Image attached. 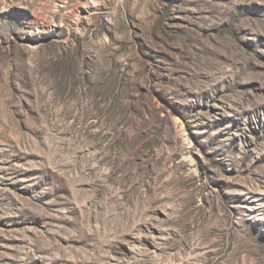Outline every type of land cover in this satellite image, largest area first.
Masks as SVG:
<instances>
[{
	"label": "rangeland",
	"instance_id": "obj_1",
	"mask_svg": "<svg viewBox=\"0 0 264 264\" xmlns=\"http://www.w3.org/2000/svg\"><path fill=\"white\" fill-rule=\"evenodd\" d=\"M0 264H264V0H0Z\"/></svg>",
	"mask_w": 264,
	"mask_h": 264
}]
</instances>
